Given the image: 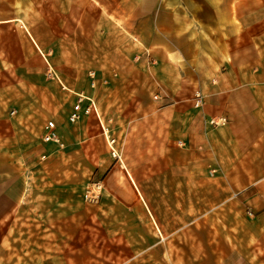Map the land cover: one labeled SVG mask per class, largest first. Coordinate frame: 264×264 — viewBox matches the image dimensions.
<instances>
[{
	"label": "rangeland",
	"instance_id": "obj_1",
	"mask_svg": "<svg viewBox=\"0 0 264 264\" xmlns=\"http://www.w3.org/2000/svg\"><path fill=\"white\" fill-rule=\"evenodd\" d=\"M225 4L245 13L256 64L264 0H0V264H264L254 255L264 257V185L224 188L226 202L216 204L209 197L216 188L205 182L219 178L217 171L203 170L196 187L188 180L133 184L153 175L158 151L148 132L166 127L158 118L175 108L167 107L155 49L139 36L146 23L140 10L157 16L152 33L165 25L164 34L187 38L197 49L200 37L226 36L228 22L203 18ZM163 12L168 20L160 19ZM233 17L229 23L241 31ZM83 28L102 41L81 42ZM99 44L118 50L105 70ZM53 53L76 54L71 74H59ZM28 64L36 73H23ZM84 96L98 115L70 122L69 112ZM191 97L182 108H199ZM49 120L62 146L42 141ZM100 121L116 139L119 158ZM218 189L220 199L225 195Z\"/></svg>",
	"mask_w": 264,
	"mask_h": 264
},
{
	"label": "crops",
	"instance_id": "obj_2",
	"mask_svg": "<svg viewBox=\"0 0 264 264\" xmlns=\"http://www.w3.org/2000/svg\"><path fill=\"white\" fill-rule=\"evenodd\" d=\"M223 7L214 10L211 16L203 15V18L228 22L225 26L226 36L219 35L207 39L200 37L197 49L190 46L193 41L187 38L181 39L164 34V29H168L165 25L161 34L152 33L154 18L157 16L140 10L141 20L146 23L143 26L145 33L140 31L139 36L151 49H155L154 55L158 66L161 67L158 74L162 79L163 90L167 92L165 98L168 102L167 107L175 108L171 114L159 116L161 122L153 120L152 125L159 122L166 125L162 128L153 127L156 128L155 131L148 132L156 146L152 147V150L154 153L158 151L157 159L152 160L150 164L153 175L148 182L144 178L135 177L137 181V183L133 181L135 186H142L143 183L149 186L159 184L173 186L179 183L184 185L185 180L191 181L194 187L202 186V171L211 170L210 174L217 171L219 178L210 180V183L205 182L209 187L216 188L213 192L215 190L217 195L213 193L209 197L211 202L217 204L226 202L228 191L224 188L264 185L262 184L264 182L260 183L264 178V31L257 34L258 49L252 54L256 64L251 63L248 52L249 35L245 33L243 26L246 15L232 13L230 4ZM233 14L243 26L241 31H237L236 24L229 23ZM101 15L93 16L99 20ZM158 15L163 20H168L167 17L170 16L165 12ZM105 27L103 21V28ZM76 28H73L75 33ZM92 32L89 28L87 30L83 28V31L79 32L83 34L80 37L81 42L89 44L102 41L100 34L96 33L97 37ZM237 32L241 33L238 41L234 40ZM117 51L116 48L105 51L103 45L99 44L96 52L99 68L107 69L108 66L105 67L107 59L116 60ZM89 54H82L80 57L85 58ZM75 55L67 53L65 57L59 58L57 53H53L50 58L59 74H71ZM170 55L175 59L173 63L170 62ZM60 59L66 61L58 62ZM35 68L28 64L23 73L34 74ZM185 90L190 92L187 99L176 98L175 95ZM196 90L203 94V105L200 108L190 106L187 109H184L186 106L182 108V101L192 99L191 96ZM213 116H226L227 123L223 126L208 125L209 119ZM52 146L49 144L47 149H52ZM85 151L83 149V153ZM219 187L225 191L221 190L223 192L221 195L225 196L220 199ZM249 248L247 251H250ZM254 255L264 263L263 255L259 253ZM248 256L250 257V253Z\"/></svg>",
	"mask_w": 264,
	"mask_h": 264
},
{
	"label": "built area",
	"instance_id": "obj_3",
	"mask_svg": "<svg viewBox=\"0 0 264 264\" xmlns=\"http://www.w3.org/2000/svg\"><path fill=\"white\" fill-rule=\"evenodd\" d=\"M200 100H201V95L200 93H197L194 96V105L196 107L200 106ZM90 113H95L96 115H98L94 101L87 96L80 97L78 98L76 103L73 105L71 111L69 112L68 119L70 122H76L81 114H90ZM209 123L211 125L217 124V122L213 121L212 119L210 120ZM99 124L101 127V132L110 146L111 154L119 158L118 152L115 150L113 146L114 143L116 142V139L110 134V130L108 126H106L105 124H102L101 121L99 122ZM41 138H42V141L44 142L56 143L59 146L63 145L61 141V137L59 133L57 132L56 125L54 121L52 120H49L44 124Z\"/></svg>",
	"mask_w": 264,
	"mask_h": 264
},
{
	"label": "bare ground",
	"instance_id": "obj_4",
	"mask_svg": "<svg viewBox=\"0 0 264 264\" xmlns=\"http://www.w3.org/2000/svg\"><path fill=\"white\" fill-rule=\"evenodd\" d=\"M197 93H200V95H201L200 106H198L200 108L203 105V103H204V101H203V94L200 92V90H196L195 92H193V97ZM211 119L213 121L217 122V124H214V126H223V125H225L227 123V117L226 116H213V117H211L209 119L208 123L210 122ZM178 144H180L179 141H178Z\"/></svg>",
	"mask_w": 264,
	"mask_h": 264
}]
</instances>
